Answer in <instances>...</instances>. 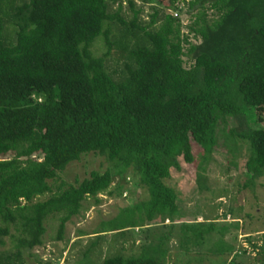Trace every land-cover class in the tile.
<instances>
[{
	"label": "trees",
	"instance_id": "trees-1",
	"mask_svg": "<svg viewBox=\"0 0 264 264\" xmlns=\"http://www.w3.org/2000/svg\"><path fill=\"white\" fill-rule=\"evenodd\" d=\"M167 4L173 16L155 0H0V248L9 242L0 264H24L22 252L41 245L49 216L57 215L60 240L82 202L120 195V184L110 186L128 172L147 200L93 234L178 225L101 264H166L173 226L178 245L195 250L208 228L181 220L164 180L179 160L193 161L195 147L210 156L218 122L231 123L228 134L248 147L245 185L264 177V128L254 117L264 106V0ZM97 37L99 57L91 51ZM110 56L122 62L117 79L104 65ZM86 154L111 168L52 192L48 181Z\"/></svg>",
	"mask_w": 264,
	"mask_h": 264
},
{
	"label": "rangeland",
	"instance_id": "rangeland-1",
	"mask_svg": "<svg viewBox=\"0 0 264 264\" xmlns=\"http://www.w3.org/2000/svg\"><path fill=\"white\" fill-rule=\"evenodd\" d=\"M155 1L163 8L165 16H173L167 0ZM147 7L144 6L141 16L144 21L149 13ZM188 18L182 11L179 15L181 25L188 24ZM116 31L111 28L114 41L120 38ZM100 39L97 37L91 47L95 57L103 53ZM104 65L107 73L117 79L122 62L110 56ZM254 117L257 125L264 128V106L254 110ZM231 126L229 122H218L216 144L210 156L204 159L195 147L193 161L185 164L179 160L180 170H170L169 178L164 180V184L176 193L175 205L181 220L186 223L203 221L199 225L208 228L207 233L202 234L201 245L193 250L190 246L178 245V228L173 226L168 234L171 238L167 242L169 258L166 264H227L229 260L232 264H264V177L252 185H245L244 162L248 147L228 134ZM110 168L111 164L103 156L86 154L66 165L56 179L48 183L54 192L60 182L74 185L92 171L103 172ZM116 184L122 186L120 195H99L98 204L91 198L85 199L78 215L65 223L60 240L56 239L57 215L49 216L44 222L41 245L29 253L22 252L24 264H101L117 254H136L140 245L146 243V236L148 239L152 234H165L168 226L178 225L164 221L161 226L149 228V232L128 228L122 233L94 235L96 231L108 230L107 225L113 224L111 220L120 209L147 200V192L138 186L137 178L131 173H126L122 180L114 178L110 189ZM47 197L40 196L36 201ZM134 225L140 223L137 221ZM4 241L6 245L0 250L9 248L8 239ZM196 251L202 255L198 256Z\"/></svg>",
	"mask_w": 264,
	"mask_h": 264
},
{
	"label": "crops",
	"instance_id": "crops-1",
	"mask_svg": "<svg viewBox=\"0 0 264 264\" xmlns=\"http://www.w3.org/2000/svg\"><path fill=\"white\" fill-rule=\"evenodd\" d=\"M203 221H200V223H202ZM198 223V222H197ZM200 223H198V224H200ZM245 236H246V234H245Z\"/></svg>",
	"mask_w": 264,
	"mask_h": 264
}]
</instances>
